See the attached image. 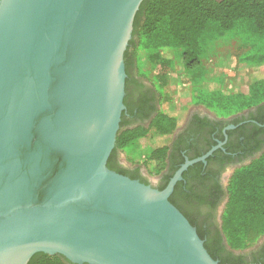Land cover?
<instances>
[{
    "label": "water",
    "instance_id": "obj_1",
    "mask_svg": "<svg viewBox=\"0 0 264 264\" xmlns=\"http://www.w3.org/2000/svg\"><path fill=\"white\" fill-rule=\"evenodd\" d=\"M141 2L0 0V264H219L169 200L215 147L163 189L106 166Z\"/></svg>",
    "mask_w": 264,
    "mask_h": 264
},
{
    "label": "trees",
    "instance_id": "obj_2",
    "mask_svg": "<svg viewBox=\"0 0 264 264\" xmlns=\"http://www.w3.org/2000/svg\"><path fill=\"white\" fill-rule=\"evenodd\" d=\"M238 23L245 24L250 32L264 35V0H142L133 20L132 37L124 52L125 94L130 78L129 67H135L139 48L149 51V58L157 61L175 48H181V60L186 73H195L200 69L201 41L204 36L219 37L236 28ZM151 51V52H150ZM163 72L169 69L168 59H163ZM246 63L264 60V53L256 52L242 58ZM139 75V73H138ZM134 80V79H133ZM245 91L216 95L210 91L198 94L196 102L204 103L215 109L221 116H228L244 109L257 106L256 115L251 114L252 129L242 133L240 143H250L253 136L264 134V77L253 75ZM209 95V98H208ZM126 96V95H125ZM123 102L127 107L126 98ZM217 113V114H218ZM124 110L106 166L132 179L137 177V169L129 172L115 168L112 156L116 151L128 152L140 139L152 141L153 147L147 161L155 174L161 173L169 159V141L174 128L180 123L176 114L158 110L147 125L124 128ZM237 121V120H236ZM235 121V123H236ZM240 125L237 129H241ZM231 132L229 131V134ZM156 142V144H155ZM259 146L256 145L255 149ZM176 165V164H175ZM201 166V162L189 167ZM175 166L172 170H174ZM185 172L183 173V177ZM171 174L166 175V180ZM167 181L159 189H163ZM227 201L221 215L220 230L210 232L197 218L190 216L181 208L180 198L188 199L189 193L176 182L169 200L196 227V231L208 253L219 264H249L243 255H235L234 250L252 247L264 235V151L234 170L226 187ZM180 197V198H179ZM229 248V250L226 249ZM254 264H264V245L253 254ZM27 264H76L59 254L35 253ZM87 264V263H84Z\"/></svg>",
    "mask_w": 264,
    "mask_h": 264
},
{
    "label": "flooded vegetation",
    "instance_id": "obj_3",
    "mask_svg": "<svg viewBox=\"0 0 264 264\" xmlns=\"http://www.w3.org/2000/svg\"><path fill=\"white\" fill-rule=\"evenodd\" d=\"M129 73L132 81L128 83L125 94L127 107L124 109V128H133L139 124L147 125L159 110L155 88L139 76L135 68L129 67ZM257 108L253 106L228 116L217 115L199 104L189 108L171 133L167 166L161 173L155 174L154 180L141 165L123 161L120 151L113 154L112 164L115 168L121 167L131 173L139 167L135 179L159 189L166 181L168 183L186 159L201 157L215 147L204 161L194 162H201L199 168L189 169L194 164L192 163L182 171L181 179L178 181H181L182 187L190 197L179 198L181 209L197 218L204 228L210 232L220 230L224 209L221 205L227 197L226 187L230 176L236 168L249 163L252 158L264 151V134L257 136L258 141L253 136L250 143L239 142L243 140L242 133H249L252 129L251 123H255V120L250 117L251 114L256 115ZM240 125L244 126L238 130ZM256 145L259 146L258 149H255ZM175 166L177 167L172 170ZM169 174L171 176L166 180V175ZM263 245L264 235L252 247L234 250L233 253L243 255L246 261H250L249 264H254L251 262L253 254ZM226 249L229 250L228 247Z\"/></svg>",
    "mask_w": 264,
    "mask_h": 264
},
{
    "label": "rangeland",
    "instance_id": "obj_4",
    "mask_svg": "<svg viewBox=\"0 0 264 264\" xmlns=\"http://www.w3.org/2000/svg\"><path fill=\"white\" fill-rule=\"evenodd\" d=\"M256 52L264 53V35L252 33L245 24L238 23L236 28L222 36L212 39L204 36L199 55L200 69L195 73L184 71L181 48L169 53L164 51L161 60L157 61L149 58L151 53L148 50L139 48L135 70L157 91L159 109L176 114L180 122L187 110L198 104L218 113L212 107L195 101L201 92L209 94L214 91L216 96L245 91L254 74L264 77V60L248 63L242 60ZM165 58L169 69L164 73L162 65ZM152 147V141L143 138L136 141L128 152H121V157L126 163L141 165L154 180L155 173L147 161Z\"/></svg>",
    "mask_w": 264,
    "mask_h": 264
}]
</instances>
